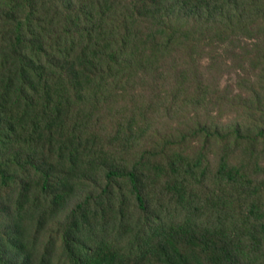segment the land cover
<instances>
[{"label":"rangeland","instance_id":"rangeland-1","mask_svg":"<svg viewBox=\"0 0 264 264\" xmlns=\"http://www.w3.org/2000/svg\"><path fill=\"white\" fill-rule=\"evenodd\" d=\"M104 1L108 20L123 18L129 26L128 32L106 35L109 40L100 30L90 40L84 17L76 28L64 29V18L73 14L58 4L0 0V39H12L14 26L23 22L28 40L39 36L45 43L41 65L51 77L35 90L18 91L15 80L8 92L0 78V164L12 162L18 187L24 182L31 192L48 182L46 212L32 227L25 220L19 229L30 239L37 232L41 255L48 251L52 264H64L63 206L69 211L89 193H101L108 168H136L151 211L156 215L160 209L169 226L187 219L181 211L187 203L203 226L259 255L264 249V0H241L240 8L210 23L165 17L155 8H138L134 0ZM32 9L29 24L40 23L36 36L26 25ZM21 49L29 50L26 43ZM199 157L203 178L189 184L173 172L182 166L180 158L184 164ZM223 163L234 168L230 174L220 173ZM113 185L115 208L94 203L83 224L101 231L112 226L123 247L126 218L135 231L140 220L130 205L128 181ZM11 190L4 189L3 196ZM113 219L115 226L109 224ZM143 222L152 230L159 225L146 216ZM11 235L17 240L5 218L2 264L22 258ZM142 245L147 247L144 238Z\"/></svg>","mask_w":264,"mask_h":264},{"label":"trees","instance_id":"trees-1","mask_svg":"<svg viewBox=\"0 0 264 264\" xmlns=\"http://www.w3.org/2000/svg\"><path fill=\"white\" fill-rule=\"evenodd\" d=\"M47 1L53 7L58 4L60 8L64 7L67 12L73 14V18L71 16L64 18V22H62L64 29L76 28L77 24L75 23H78V26L80 24L78 18L84 17L87 22L83 32L90 40L98 30H100L99 36L106 40H109L110 36L118 35L121 29L129 31V26L123 18L117 21L108 20L109 11L107 12V9L103 7L104 0ZM134 2L139 4L138 8H155V11L165 17L180 15L205 23L215 21L228 9L240 8L242 4L241 0H134ZM91 4L94 5L93 9H90ZM2 7L0 3V8ZM33 11L35 9H32L30 16L28 15L26 25L29 24V18H32ZM105 20L109 22L105 23ZM29 25L27 31L30 36H36L35 32L40 28V23H34L33 25H36L34 27ZM40 34L41 32H39ZM106 35L109 38H106ZM26 36L23 22H17L13 28L12 39H8L7 42H4L5 37H3L4 40L0 39V78L3 77V80L7 82L4 88L6 92L11 91L15 80L18 83V91H23L25 86L32 90L38 88V84L46 86L51 79L48 71L45 70V65H41L45 43L38 42L39 36L36 37V40H28ZM25 43L29 48L27 53L21 49ZM21 82H23L22 88L19 87ZM7 141L8 138H4L2 143L6 144ZM8 155L10 156V154ZM180 160L182 166L174 168L173 172L188 181L185 183L192 184L193 178L205 176L204 169L198 170L203 164L202 158L199 157L195 162L184 164L183 159L180 158ZM31 161L27 160L26 163L31 165ZM227 169L228 164L223 163L220 173L226 174L228 171L227 174H230L234 168ZM137 171L136 168H108L103 173L106 186L101 193L97 195L89 193L83 201H78L69 211L65 212L66 206H63L62 214L66 217L63 236L66 257L64 264H259L260 262L264 264V249L259 255H255L251 250H246L232 240L223 238L221 233L213 232L209 226H203L199 220L195 219L187 203H183L181 209L182 213L187 212L189 215L187 219L178 224L172 222V225L169 226L160 209L156 215L151 211L152 206L140 186ZM17 180L18 176L13 171L12 162L8 160L2 162L0 164V225L5 218L10 221L16 231L17 240L12 235L9 240L14 242L15 248L19 252L18 257L22 256L21 260L13 262L11 260L8 263L52 264L50 252L46 251V255H41L37 245L38 233L34 232L30 239L29 236L25 237L19 229V225H23L25 220H27L26 226L32 227L33 219L46 212L45 203L48 199L45 191L48 188V182L43 181L38 191L31 192L25 187L26 183L21 180L24 187L20 184L18 187ZM118 180L128 181L130 205L134 207L135 213L139 214L140 220V223L136 225L138 230L135 231L134 225L131 224V217L126 218L127 226L125 227L129 228V231H126V244L123 247L119 246L120 242L116 236H113L112 226L109 225L105 231H101L97 230L95 224L86 228L83 224V219L87 220L94 203L97 205L104 203L111 210L115 208L118 200L113 190V184ZM12 186L13 190L3 196L2 191L10 189ZM105 199L106 202H103ZM53 201L58 203L56 198ZM30 210L34 212L33 216H28ZM142 216L157 220L159 225L152 230L147 223H141ZM112 221L113 223H111ZM112 221L109 224L115 226V219ZM39 227L38 225L36 231H39ZM142 238L147 241L145 249L142 245ZM97 242L101 244L98 245ZM2 258L0 255V264H2Z\"/></svg>","mask_w":264,"mask_h":264}]
</instances>
